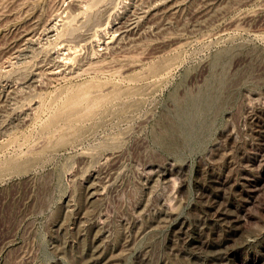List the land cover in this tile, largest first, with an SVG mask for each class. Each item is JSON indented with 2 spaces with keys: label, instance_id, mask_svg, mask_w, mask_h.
<instances>
[{
  "label": "rangeland",
  "instance_id": "obj_1",
  "mask_svg": "<svg viewBox=\"0 0 264 264\" xmlns=\"http://www.w3.org/2000/svg\"><path fill=\"white\" fill-rule=\"evenodd\" d=\"M84 2L0 0V264H264V0Z\"/></svg>",
  "mask_w": 264,
  "mask_h": 264
},
{
  "label": "bare ground",
  "instance_id": "obj_2",
  "mask_svg": "<svg viewBox=\"0 0 264 264\" xmlns=\"http://www.w3.org/2000/svg\"><path fill=\"white\" fill-rule=\"evenodd\" d=\"M102 0H85V2H84V6L86 7V6H92V5H94V4H97V3H99V2H101ZM54 24V23H53ZM53 24H50V26L48 27V28H50L51 26H53ZM126 25H122V26H118V27H116V28H114V29H112L111 30V32L106 36V37H113V35H114V31L115 30H119V35H124L125 33H126V31H127V28L125 27ZM133 31V30H132ZM127 34V33H126ZM129 34V33H128ZM131 34H132V32H131ZM130 34V35H131ZM30 37V36H29ZM95 38H97V36L95 37ZM121 37L119 36V37H117L116 38V41H118L119 39H120ZM109 39H111V38H109ZM100 40V39H99ZM112 40V39H111ZM107 43V42H106ZM119 43V42H118ZM63 45V44H62ZM112 45H114V43L112 44ZM121 46H123V44L121 45ZM66 47V46H65ZM21 48V47H20ZM67 48L69 49V45L67 46ZM104 48V47H103ZM105 49V48H104ZM109 49V48H108ZM115 49V47H113V50ZM117 49V48H116ZM102 53V52H101ZM103 54V53H102ZM64 57H68V55L67 56H64ZM69 58V57H68ZM86 63V62H85ZM89 63V62H88ZM94 63V62H93ZM99 63V62H98ZM88 65V64H87ZM90 65V64H89ZM85 66V65H84ZM103 67H105V66H103ZM102 69V68H101ZM83 70V69H82ZM86 70V69H85ZM69 71V70H68ZM73 71V70H72ZM79 71H81L80 69H79ZM70 72H71V69H70ZM76 72H78V71H76ZM41 83V82H40ZM97 95H101V94H97ZM102 97V96H101ZM99 98V97H98ZM100 99V98H99ZM95 103H98L97 102V100L95 99V101L92 103V104H95ZM31 108H33V107H31ZM33 110V109H32Z\"/></svg>",
  "mask_w": 264,
  "mask_h": 264
}]
</instances>
